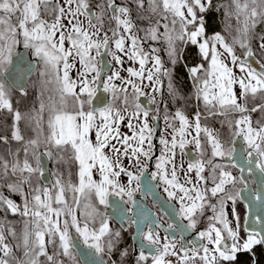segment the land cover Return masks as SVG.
Returning <instances> with one entry per match:
<instances>
[{
    "label": "snow or ice",
    "instance_id": "1",
    "mask_svg": "<svg viewBox=\"0 0 264 264\" xmlns=\"http://www.w3.org/2000/svg\"><path fill=\"white\" fill-rule=\"evenodd\" d=\"M0 145V264H257L264 0H0Z\"/></svg>",
    "mask_w": 264,
    "mask_h": 264
},
{
    "label": "water",
    "instance_id": "2",
    "mask_svg": "<svg viewBox=\"0 0 264 264\" xmlns=\"http://www.w3.org/2000/svg\"><path fill=\"white\" fill-rule=\"evenodd\" d=\"M142 101L146 103V97L145 98H142ZM236 146H237L238 151H240L244 147L243 141L238 138L237 139ZM186 151H191V148L188 146V148L186 149ZM242 175L247 176L248 173L245 172V173H242ZM260 177H261V173H259V171H256L255 174H254V176L249 178V185L252 188H256L257 190H260V191L264 192V186H261L260 185ZM253 180H255V183H253ZM243 195L244 196H247L248 195V190L247 189L244 190ZM134 198L137 199L141 204L147 205L145 203V198L144 199H141V197H136V196ZM111 200H116L117 202H120V198L119 197H111L110 198V202H111ZM241 203L245 206L246 203H247V201H243ZM124 207L125 208H128L126 204L124 205ZM131 207L135 208L134 205H131ZM147 207L153 212V210L148 205H147ZM107 212H108L109 216H113V217H117L118 216V211H117V209L115 207H109L107 209ZM245 214L250 218V221H251V218L255 217L258 214H262V213L259 212V210H258L257 207L253 206L251 208H246L245 207ZM126 215H131V214L127 213ZM115 222L118 223V224H120V221L118 219H116ZM262 247H263V250H264V246H262ZM79 251L81 253H85V252H87L89 250L86 249L83 245H81ZM81 259H83L82 256H81Z\"/></svg>",
    "mask_w": 264,
    "mask_h": 264
},
{
    "label": "trees",
    "instance_id": "3",
    "mask_svg": "<svg viewBox=\"0 0 264 264\" xmlns=\"http://www.w3.org/2000/svg\"><path fill=\"white\" fill-rule=\"evenodd\" d=\"M219 17L216 15H211L208 17L207 21V27L208 30L211 32L213 29L219 30V24H218ZM180 79L186 80V76L183 72L180 73ZM253 251L256 253L257 256V264H264V251L261 246H256ZM230 264V262H229ZM236 264H251V257L249 254H240L238 261Z\"/></svg>",
    "mask_w": 264,
    "mask_h": 264
},
{
    "label": "flooded vegetation",
    "instance_id": "4",
    "mask_svg": "<svg viewBox=\"0 0 264 264\" xmlns=\"http://www.w3.org/2000/svg\"><path fill=\"white\" fill-rule=\"evenodd\" d=\"M189 147H190V146H189ZM190 148H192V147H190ZM136 197H141V196H140V194L138 193V194L136 195ZM145 203H146V204H147V205L153 210L154 213L157 212V209H158L159 205H156V204L153 203V199H152L151 196H148V197L145 198ZM126 205H127V207H131L130 204H126ZM129 214H130V213H129ZM160 215H162V214H160ZM165 219H167V218L165 217ZM114 223H115L116 226L119 225V224L116 223L115 221H114ZM132 231H134V227H133V229H129V234H128V235H130V233H131ZM128 235H126V238H128ZM128 243H132V241H131L130 238H128Z\"/></svg>",
    "mask_w": 264,
    "mask_h": 264
},
{
    "label": "rangeland",
    "instance_id": "5",
    "mask_svg": "<svg viewBox=\"0 0 264 264\" xmlns=\"http://www.w3.org/2000/svg\"><path fill=\"white\" fill-rule=\"evenodd\" d=\"M9 123H10V121H9ZM4 146H2V145H0V149H2ZM190 147H192L191 145H190ZM234 174H237L236 172H234ZM252 182V181H251ZM137 195V194H136ZM125 199H126V197H125ZM239 212H240V215H241V219H242V221H243V219H244V217H245V206L242 204V203H240V205H239ZM242 235H243V233H242ZM262 247V246H261ZM262 249H263V247H262ZM264 251V250H263Z\"/></svg>",
    "mask_w": 264,
    "mask_h": 264
}]
</instances>
